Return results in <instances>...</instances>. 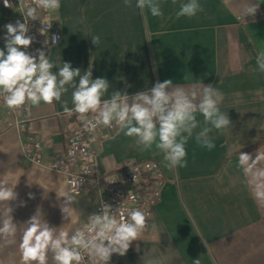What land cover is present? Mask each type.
Listing matches in <instances>:
<instances>
[{"label":"crops","instance_id":"crops-1","mask_svg":"<svg viewBox=\"0 0 264 264\" xmlns=\"http://www.w3.org/2000/svg\"><path fill=\"white\" fill-rule=\"evenodd\" d=\"M182 2L186 0L176 5L160 0L163 16L153 17L135 8V0L133 7L123 0H61L60 9L50 12L61 38L49 57L57 65L70 62L82 72L91 67L93 79L106 78L110 89L104 98L113 90L131 96L164 80L186 88L202 82L223 93L220 108L231 127L223 134H209L212 150L197 144L194 132L186 145V167H165L162 153L139 150L117 126L100 130L104 136L92 144L96 173L152 159L164 174L149 225L125 256H117L116 264H196L197 259L199 264H264V207L258 206L236 166L240 151L253 159L257 152L264 153V74L256 70V56L264 51V0H199L202 12L177 18ZM250 3H259L255 17L238 18ZM17 20L22 22L20 11L0 1V49L5 52V25ZM92 35L101 37L99 46L92 44ZM71 93L69 88L62 96L69 107ZM18 119L25 130L9 126L6 108L0 106V179L18 193L11 206L19 227L14 244L0 241V264H21L20 229L38 208L50 226L71 234L87 223L101 192L90 183L79 187L72 193V220H64L59 193L72 187L65 174L46 163L65 152L78 114L69 117L60 103L42 102ZM197 119L202 121V115L197 113ZM27 133L41 141L40 164L25 156ZM48 264H55L51 253Z\"/></svg>","mask_w":264,"mask_h":264},{"label":"clouds","instance_id":"clouds-1","mask_svg":"<svg viewBox=\"0 0 264 264\" xmlns=\"http://www.w3.org/2000/svg\"><path fill=\"white\" fill-rule=\"evenodd\" d=\"M171 2L176 5L178 0ZM123 3L133 7V0H123ZM4 4L9 7L8 0H4ZM32 4L34 6L25 9L23 22L17 20L5 25L6 52L0 49V98L9 110L58 102L67 116L78 114L89 130L115 124L126 137L134 139L139 150L155 148L162 153L164 166L170 169L187 166L186 145L194 132L196 143L212 150L215 144L209 134L213 130L223 134L231 127L228 115L220 108L223 93L215 86H204L200 82L186 88L174 85L172 80H164L156 82L150 90L131 96L113 90L110 98H104L109 93L110 83L106 78L93 79L91 67L82 72L80 68H73L70 62L57 65L43 49H37L36 55L27 51L34 39L28 35L29 19L39 20L38 9L58 11L61 0H32ZM135 8L150 12L153 17L163 16L160 0H135ZM258 8L259 3L246 4L238 18L255 17ZM202 11L199 0H186L179 4L176 16L191 18ZM91 38L93 45H100V36L92 35ZM51 39L55 45L56 38ZM256 65V70L264 74V51L257 54ZM54 68H58V72H54ZM69 88L72 89V107L68 100L62 99ZM89 113L94 114L92 119L88 118ZM197 113L202 115V121L197 119ZM261 162H264V153L257 152L253 159L250 154L240 151L236 166L242 170L244 182L258 206L264 207V166ZM71 183V190L59 193V197L64 198L60 211L66 221L72 220L75 202L72 193L80 187L82 180L74 179ZM14 188L7 180L0 179V241L3 245L14 244L19 229L12 216L11 202L18 199ZM29 198L33 199L34 195L29 193ZM99 205L98 212L87 216L85 226L71 234L50 226L38 208L23 223L26 227L20 229L21 264H48L50 253L55 264H83L86 255L91 264H109L113 254L125 256L132 242L146 230L147 214L139 208L127 213L120 208L113 210L103 200ZM147 264L156 262L150 260ZM196 264H199L198 259Z\"/></svg>","mask_w":264,"mask_h":264},{"label":"built area","instance_id":"built-area-1","mask_svg":"<svg viewBox=\"0 0 264 264\" xmlns=\"http://www.w3.org/2000/svg\"><path fill=\"white\" fill-rule=\"evenodd\" d=\"M0 1L4 4V0ZM8 3V8L20 11L22 22L25 9L34 6L32 0H8ZM38 15L39 20L29 19L28 21V35L34 39L27 51L36 55L37 49H43L47 55L54 46L51 38L55 37L56 43H58L61 34L54 27L50 12L38 9ZM46 40L48 41L47 44H45ZM21 50L24 49L21 48ZM1 105L6 108L8 114L7 124L25 130L24 122H21L18 117L29 116L31 106L25 105L18 110H9L0 98ZM88 118L92 119L93 116H88ZM115 127L113 124L112 127L97 126L95 130H89L84 126V122L79 119L67 134L65 152L62 155H56L46 163V166L51 170L65 174L71 187V182L76 179L82 180L80 187L90 183L93 188L101 190L94 212L99 211L101 200L110 204L113 210L120 208L125 213L130 209L139 208L147 214V225H149L152 209L161 197L164 183L163 171L155 160L129 161L124 166L101 175L95 172L96 154L92 144L104 136L100 134L101 129L112 131ZM41 148V141L37 136L33 133H27L24 152L29 162L41 163L39 154ZM117 256L118 254H113L109 264H116ZM83 264H91L87 255Z\"/></svg>","mask_w":264,"mask_h":264}]
</instances>
